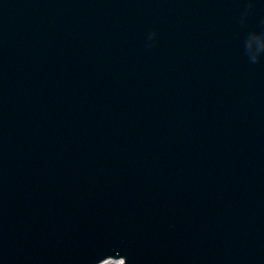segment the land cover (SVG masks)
<instances>
[{"label": "water", "instance_id": "1", "mask_svg": "<svg viewBox=\"0 0 264 264\" xmlns=\"http://www.w3.org/2000/svg\"><path fill=\"white\" fill-rule=\"evenodd\" d=\"M110 256L264 264V0H0V264Z\"/></svg>", "mask_w": 264, "mask_h": 264}, {"label": "snow or ice", "instance_id": "2", "mask_svg": "<svg viewBox=\"0 0 264 264\" xmlns=\"http://www.w3.org/2000/svg\"><path fill=\"white\" fill-rule=\"evenodd\" d=\"M250 46H251V42H250Z\"/></svg>", "mask_w": 264, "mask_h": 264}]
</instances>
